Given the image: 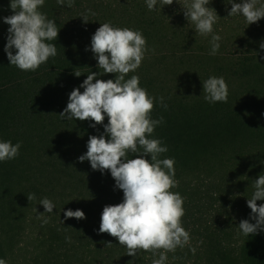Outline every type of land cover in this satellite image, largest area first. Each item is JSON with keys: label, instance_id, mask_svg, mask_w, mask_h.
I'll list each match as a JSON object with an SVG mask.
<instances>
[{"label": "trees", "instance_id": "obj_1", "mask_svg": "<svg viewBox=\"0 0 264 264\" xmlns=\"http://www.w3.org/2000/svg\"><path fill=\"white\" fill-rule=\"evenodd\" d=\"M85 1L74 0L69 8L45 0L39 11L60 29L57 39L48 41L56 45L57 55L35 71H22L10 65L4 51L10 26L2 18L12 10L10 0H0V141L21 143L15 159L0 162V258L9 264L16 236L40 214L48 218L53 238L92 251L97 264H152L159 258V251L156 256L144 250L129 256L117 238L99 233L104 206L123 202L124 194L110 171L93 170L78 157L86 153L90 136L104 133L107 115L95 128L90 127L94 121L59 115L71 91L91 72L105 81L115 79L114 73L97 67L91 51L95 31L111 22L139 30L146 38L148 51L126 79L138 75L140 86L157 98L151 118L162 116L163 123L148 138L167 146L160 158H174L178 183L170 190L184 199L182 226L190 242L168 252L166 264H264V231L245 236L238 227L245 219L255 223L247 200L254 181L264 174V18L250 25L242 15L228 21V0H210V7L221 10V19L223 14L227 18L213 32L221 37L220 48L210 55L212 34L200 35L183 19L169 18L167 8L150 11L146 1ZM82 14H88L87 23ZM210 76L225 79L226 103L205 101L203 81ZM161 96L167 109L159 102ZM138 154L129 153V158ZM240 189L250 194L241 197ZM32 193L35 199L29 201ZM44 197L55 205L52 213L39 203ZM68 209L82 210L86 218L65 219Z\"/></svg>", "mask_w": 264, "mask_h": 264}, {"label": "clouds", "instance_id": "obj_2", "mask_svg": "<svg viewBox=\"0 0 264 264\" xmlns=\"http://www.w3.org/2000/svg\"><path fill=\"white\" fill-rule=\"evenodd\" d=\"M44 2L10 0L12 14L2 18L10 26L4 51L10 65L22 71H35L50 57L57 55L56 45L48 41L56 40L60 29L54 20L39 11ZM176 2L181 4L185 19L195 25L197 33L212 34L209 54L216 55L221 37L213 34V25L219 17L216 10L208 6L210 0ZM57 3L71 8L74 0H57ZM159 3L162 7L158 9V0H146L150 11H161L165 5H172L173 0H159ZM228 4H231L228 17L242 15L248 25L264 18V3L260 0H241L239 3L228 0ZM88 13L95 15L90 9ZM81 18L88 22V14H82ZM146 43L139 30L113 27L111 22L101 24L91 38V51L98 61L97 67L103 69L104 74L114 73L115 79L105 81L97 78L100 75L98 72H91L78 88L71 91L67 106L59 115L67 120L94 121L90 124L92 128L103 124L107 115L104 133L90 136L86 153L78 157L81 163L89 161L93 170L101 173L110 171L115 187L124 194L123 202L104 206L99 233L117 238L119 245L125 246L127 255L132 257L138 250L150 251L153 256L159 251V258L153 259L152 264H166L167 253L187 245L190 233L182 226L184 199L178 192L170 190L178 186L174 179L175 160L161 159V154L168 151L167 146H162L160 139L148 138L163 123L162 116L151 118L157 98L149 96L147 90L140 86L138 75L126 79L129 72H135L141 65L148 51ZM260 48L264 49V42ZM80 75L75 73L77 77ZM80 88L84 91L81 92ZM203 92L205 101L209 103L227 102L228 85L223 77L210 76L203 81ZM158 99L161 106L167 109L164 97ZM20 147V142L0 141V162L15 159ZM129 153L139 154L129 158ZM254 189L247 205L251 209L250 219L255 223L245 219L238 226L245 236L264 231V204H257V201L264 200V174L254 181ZM27 198L31 201L35 199V194H29ZM39 203L46 213H52L55 208L47 197ZM64 217L86 218L79 209H68ZM43 222L46 224L48 220ZM66 239L71 242V237ZM191 250L195 252L194 248ZM0 264H6V261L0 258Z\"/></svg>", "mask_w": 264, "mask_h": 264}, {"label": "rangeland", "instance_id": "obj_3", "mask_svg": "<svg viewBox=\"0 0 264 264\" xmlns=\"http://www.w3.org/2000/svg\"><path fill=\"white\" fill-rule=\"evenodd\" d=\"M90 1L103 2L105 5H108V2L123 5L132 1L146 0H87L84 5L88 4ZM181 2L183 3V0H181ZM208 6L210 7V4ZM157 7H162L159 0ZM163 8L169 9V18H173L174 20L183 19L187 24L195 27L193 23L185 19L183 8L176 0H173L172 5H165ZM214 9L219 18L213 25V32L224 24L223 21L227 20V18H224V14L223 19H221L219 15V12H221L220 9ZM229 20L228 17V21ZM247 192L248 191L240 189L238 193H240L241 197H244ZM248 194L250 193L248 192ZM232 215L233 219L238 218L236 210L232 212ZM44 219L48 220L45 215L40 214L34 216L32 220L20 230V233L16 236L9 250V264H97V257L92 251L71 243L70 246H66L53 238L51 233L52 230H50L48 226L49 223L45 224L43 222ZM170 262H173L172 259H170Z\"/></svg>", "mask_w": 264, "mask_h": 264}]
</instances>
